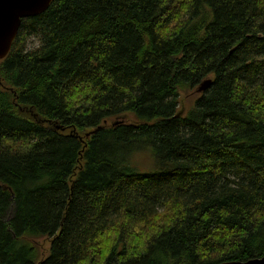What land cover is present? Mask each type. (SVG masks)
Returning <instances> with one entry per match:
<instances>
[{"label": "trees", "instance_id": "1", "mask_svg": "<svg viewBox=\"0 0 264 264\" xmlns=\"http://www.w3.org/2000/svg\"><path fill=\"white\" fill-rule=\"evenodd\" d=\"M263 258L264 0H55L22 20L0 60V264Z\"/></svg>", "mask_w": 264, "mask_h": 264}, {"label": "water", "instance_id": "2", "mask_svg": "<svg viewBox=\"0 0 264 264\" xmlns=\"http://www.w3.org/2000/svg\"><path fill=\"white\" fill-rule=\"evenodd\" d=\"M55 0H0V60L9 54L23 19L36 17L46 12ZM212 84L206 79L197 87L202 94ZM238 264H264V258Z\"/></svg>", "mask_w": 264, "mask_h": 264}, {"label": "rangeland", "instance_id": "3", "mask_svg": "<svg viewBox=\"0 0 264 264\" xmlns=\"http://www.w3.org/2000/svg\"><path fill=\"white\" fill-rule=\"evenodd\" d=\"M33 48V47H31ZM200 93L197 92V88L193 90H186L180 93V107H179V115L186 114L195 104V100L198 98ZM127 119L134 121V118L129 115ZM120 119H112L108 121L106 124L111 125ZM151 154L149 152H140L134 159V164L140 168L142 171H149L154 168L152 159L150 157ZM36 246L38 247L41 255L46 256L49 249V240L47 239H39L35 241Z\"/></svg>", "mask_w": 264, "mask_h": 264}]
</instances>
